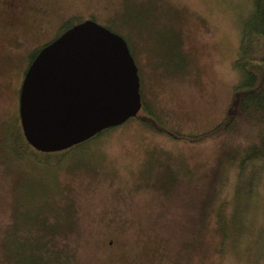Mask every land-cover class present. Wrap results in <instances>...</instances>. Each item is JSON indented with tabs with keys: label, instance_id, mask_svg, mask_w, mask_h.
I'll use <instances>...</instances> for the list:
<instances>
[{
	"label": "rangeland",
	"instance_id": "obj_1",
	"mask_svg": "<svg viewBox=\"0 0 264 264\" xmlns=\"http://www.w3.org/2000/svg\"><path fill=\"white\" fill-rule=\"evenodd\" d=\"M28 1L47 12L0 24V264H15L9 239L38 242L32 264H264V159L244 160L264 143V113L213 132L244 73L264 88V41L243 37L250 0ZM89 18L128 46L137 117L75 150L13 154L5 132L21 138L34 54L59 22Z\"/></svg>",
	"mask_w": 264,
	"mask_h": 264
},
{
	"label": "water",
	"instance_id": "obj_2",
	"mask_svg": "<svg viewBox=\"0 0 264 264\" xmlns=\"http://www.w3.org/2000/svg\"><path fill=\"white\" fill-rule=\"evenodd\" d=\"M138 70L125 40L93 20L67 29L39 50L18 94L26 143L65 151L135 118L141 109Z\"/></svg>",
	"mask_w": 264,
	"mask_h": 264
},
{
	"label": "trees",
	"instance_id": "obj_3",
	"mask_svg": "<svg viewBox=\"0 0 264 264\" xmlns=\"http://www.w3.org/2000/svg\"><path fill=\"white\" fill-rule=\"evenodd\" d=\"M250 2L252 8L250 12L251 27L243 30L244 40L245 42H247L251 38V36L254 35L261 38L264 41V0H250ZM108 29L112 31L110 28ZM257 65L264 67V59H263V63ZM243 76L244 78L242 79L241 84L235 91L233 100L227 112L226 120L222 123V125L219 128H217L213 132H219L220 130H228L229 128L232 127L234 121L237 118L243 117L250 110H255L257 112L262 111L264 113V88L260 89L256 87V79L254 77L255 75H253L252 73L247 72L244 73ZM14 132L15 131H13L12 134V130H10L9 128L7 129V132H5V134H7L9 138L13 141V143H11V150L12 152H14L13 154L15 155L21 154L22 151L25 150V148H23L22 146L30 149V146L26 143L20 132L19 134L23 140L19 137L18 138L19 141L16 144V141H14ZM97 136H95L93 139L85 143H82L81 145L74 146L69 150H75L76 148L77 149L81 148L82 146H85L88 143H92ZM252 149H254L253 152L245 156L244 160L248 161L251 158L264 159V143H262L261 146L252 147ZM26 223H28V221ZM44 232L45 233L51 232V230L50 231L46 230ZM54 232L58 233L60 231L57 230ZM38 247H39L38 242H35L32 245H25V243H23L22 240L9 239V250H8L9 252L7 254V257L13 259L15 264H32V262L34 261H39V260L44 261L42 257L39 256L38 251L36 252ZM19 258L21 259V263H18ZM39 263L43 264L42 262Z\"/></svg>",
	"mask_w": 264,
	"mask_h": 264
},
{
	"label": "flooded vegetation",
	"instance_id": "obj_4",
	"mask_svg": "<svg viewBox=\"0 0 264 264\" xmlns=\"http://www.w3.org/2000/svg\"><path fill=\"white\" fill-rule=\"evenodd\" d=\"M46 6H35L33 3H31L30 1H28V0H23V1H18V0H0V24L1 25H3V24H6L7 26H9L10 28H11V24H12V22L10 21V15H8V13H10V12H12V11H15V10H17V9H29V10H36V9H43V8H45ZM47 12V9L45 8V10H43L42 12H41V14L43 13V12ZM7 14V15H6ZM47 14V13H46ZM85 20H92V19H85ZM85 20H83V21H85ZM83 21H81V22H83ZM94 21V20H93ZM60 24H59V27H58V29L60 30V34L58 35V31L59 30H55V34L51 37V38H49V40L46 42V44L44 45V46H46L47 44H49V43H51L52 41H54V40H56L59 36H61V34L63 33V32H65L67 29H69L70 27H72V26H74L75 24H73V25H71V26H69V28L67 27V29L65 30V31H63L62 33H61V22H59ZM67 23V22H66ZM66 23H64V24H66ZM80 23V22H79ZM97 23V22H96ZM76 24H78V23H76ZM43 46V47H44ZM42 47V48H43ZM39 52V51H38ZM37 52V53H38ZM37 53H35L34 54V56H33V58L36 56V54ZM33 60V59H32ZM31 63V62H30ZM26 72V71H25ZM25 74V73H24ZM24 76V75H23ZM22 79H23V77H22ZM21 85V84H20ZM20 88V87H19ZM18 94H19V91H18ZM141 107H142V104H141ZM94 138V137H93ZM93 138H91V139H93ZM90 139V140H91ZM89 141V140H88ZM87 142V141H86ZM85 143V142H84ZM79 145H81V144H79ZM77 146V145H76ZM74 147V146H73ZM72 148V147H71ZM70 149V148H69ZM68 150V149H67ZM66 151V150H65ZM61 152H63V151H61ZM57 153H59V152H57ZM51 154V153H50ZM112 242L111 241H109V245L111 244Z\"/></svg>",
	"mask_w": 264,
	"mask_h": 264
}]
</instances>
